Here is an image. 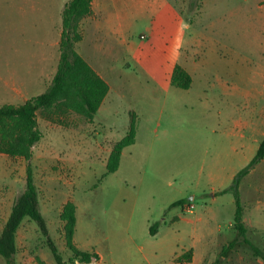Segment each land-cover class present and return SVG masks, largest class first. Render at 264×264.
<instances>
[{
    "label": "rangeland",
    "instance_id": "1",
    "mask_svg": "<svg viewBox=\"0 0 264 264\" xmlns=\"http://www.w3.org/2000/svg\"><path fill=\"white\" fill-rule=\"evenodd\" d=\"M69 1L0 0V104L20 105L24 96L47 90L59 58L52 43L60 38ZM184 18L193 24L187 39L201 44L197 62L183 63L192 73L191 88L166 91L162 78L133 64L124 70L127 78L118 79L122 97H115L101 121L74 112H39L44 137L35 157L0 154V231L25 189L30 166L50 235L69 264H82L66 245L60 219L69 200L77 206L74 242L100 253V264H177L174 258L190 249L201 256L199 264L220 257L237 232L234 196L218 192L232 185L264 138V0H190ZM141 32L137 25L136 38ZM133 111L136 142L123 150L119 169L107 174L109 156L130 129ZM256 168L242 179L240 196L248 238L264 251V162ZM178 200L194 204L193 212L170 209ZM155 223L158 232L151 235ZM17 246L18 264H57L35 221H23ZM0 264H6L1 256ZM223 264L264 261L238 244Z\"/></svg>",
    "mask_w": 264,
    "mask_h": 264
},
{
    "label": "trees",
    "instance_id": "2",
    "mask_svg": "<svg viewBox=\"0 0 264 264\" xmlns=\"http://www.w3.org/2000/svg\"><path fill=\"white\" fill-rule=\"evenodd\" d=\"M93 0H70L62 12V33L59 43V63L47 90L21 105L0 104V154L10 157L23 158L30 161L33 158V148L43 139L39 127L38 114L49 113H76L92 121L109 93V85L101 78L89 63L78 53L77 42L81 39L80 24L84 17L92 12ZM172 85L188 90L192 86V76L181 65L177 64L172 74ZM133 114L132 124L127 134L115 145L108 162L107 174L115 173L121 162L123 150L136 142V120ZM264 159V139L260 142L256 155L249 164L237 173L230 187L218 194L232 193L235 201L233 228L237 236L227 246H224L220 257L212 264H223L228 253L238 244H246L255 256L264 261V251L248 238V228L244 221V206L240 196V183L257 164ZM187 204L178 200L170 208ZM77 206L71 200L67 201L61 210L60 219L64 223L65 241L72 252L74 260L82 264H91L98 260L95 252L83 251L74 242L77 224ZM28 218L39 226L46 244L51 250L57 264H69L52 239L46 219L41 211L40 192L30 166L27 169L26 186L18 195L11 207L10 215L2 227L0 234V256L6 264H18L17 233L23 221ZM159 223L151 226V235L157 233ZM194 250L185 251L176 258L177 263H190L193 260Z\"/></svg>",
    "mask_w": 264,
    "mask_h": 264
},
{
    "label": "crops",
    "instance_id": "3",
    "mask_svg": "<svg viewBox=\"0 0 264 264\" xmlns=\"http://www.w3.org/2000/svg\"><path fill=\"white\" fill-rule=\"evenodd\" d=\"M189 3L190 0L92 1L91 14L84 17L81 21V39L77 42L76 49L97 74L109 85V93L104 99L93 121L97 123V121H101L104 116L110 115L112 110L111 106L116 99L115 97H122L120 94L123 88L122 85L118 86V79H126L127 72L124 70H130L133 64L143 69L151 78L156 80L162 78V85L166 91H169L170 87L173 86L171 82L172 74L177 64L183 66L190 75L192 74L183 63L190 64L197 62L199 57L198 44L200 43L198 40L187 39L188 31L191 32L193 29V24L190 22L187 24L184 18V11ZM203 8L204 6H201V9ZM137 25L142 28L143 32L136 38L135 28ZM60 38L57 37L53 39L52 43V47H54V49L57 48L58 52ZM137 39H139V41ZM56 50H53L50 56V60L53 64L57 62ZM58 57L60 58V53ZM56 71L57 67L53 72L52 78L51 75H49V79H51L48 87ZM16 84H13V89L19 96H22V90L15 87ZM5 85L9 87L11 84L7 81ZM24 99L26 101L29 100L25 96ZM131 114L130 112L129 115L131 116ZM134 114L136 115L137 113L134 112ZM255 132H257V128H253V134ZM231 135V132L227 133L229 138ZM240 137L243 138L244 135H240ZM37 145L33 148V158L35 157ZM233 150L237 151V146H234ZM246 162H249L248 159H246ZM263 162L264 159L257 164L255 168H258ZM175 208L176 207L170 209ZM177 218L195 223L200 221V217H196L195 221L180 217V215H178ZM244 221L246 224L245 215ZM207 238H209V236H207ZM210 238H212V235ZM141 249L143 248L141 247ZM94 252L98 254L99 259L97 264H100L102 262V256L97 251ZM179 256L177 255L174 258V262H176V258ZM199 257L201 256L194 251L192 262L184 264H199Z\"/></svg>",
    "mask_w": 264,
    "mask_h": 264
},
{
    "label": "built area",
    "instance_id": "4",
    "mask_svg": "<svg viewBox=\"0 0 264 264\" xmlns=\"http://www.w3.org/2000/svg\"><path fill=\"white\" fill-rule=\"evenodd\" d=\"M194 208H195L194 204H185L182 206V210L184 212H193Z\"/></svg>",
    "mask_w": 264,
    "mask_h": 264
}]
</instances>
